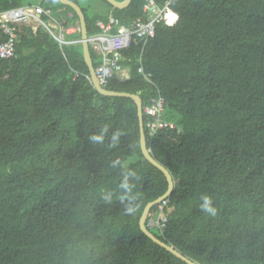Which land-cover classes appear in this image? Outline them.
<instances>
[{"label": "trees", "instance_id": "trees-1", "mask_svg": "<svg viewBox=\"0 0 264 264\" xmlns=\"http://www.w3.org/2000/svg\"><path fill=\"white\" fill-rule=\"evenodd\" d=\"M24 1L0 0V12L40 4L65 27L78 26L59 0ZM71 1L88 36L109 17L123 25L145 18L144 0L123 9ZM154 1H169L166 13L177 20L122 50L128 77L104 86L138 95L142 110L160 96L162 119L175 126L144 132L173 181L163 232L150 231L196 264H264V0ZM16 31L15 54L0 66V264H186L139 229L167 182L141 154L134 102L93 88L79 31L62 45L41 27ZM89 51L96 69L101 56ZM104 125L103 143L92 142ZM116 130L119 143L109 147ZM128 157L135 160L124 166ZM128 170L138 177H129L133 213L120 199ZM205 194L215 216L200 210Z\"/></svg>", "mask_w": 264, "mask_h": 264}, {"label": "built area", "instance_id": "built-area-1", "mask_svg": "<svg viewBox=\"0 0 264 264\" xmlns=\"http://www.w3.org/2000/svg\"><path fill=\"white\" fill-rule=\"evenodd\" d=\"M169 3L167 1L160 6L154 0H144L142 11L145 18L138 17L128 25L121 24L113 17H109L106 22H96L99 32L88 36L87 42L89 47L101 56V65L94 69L100 86L104 87L110 78L114 75L118 76L124 70L120 63L122 50L127 49L132 43L144 46L154 36L156 24L172 25L177 20L175 15L166 13ZM42 15L47 17L46 21L42 19ZM170 18L173 20L170 21ZM23 25L29 26L33 32L39 27L45 29L60 45L73 43L74 41H66L65 35L79 31V26L65 27L63 22H57L40 4L2 11L0 12V66L2 60L14 56L18 38L16 27ZM138 71L141 72V68ZM142 112L146 117V120H143V129L148 136H153L161 129L175 128L173 123L162 119L164 101L160 96L151 99ZM156 205V211L149 217L147 215L145 226L148 230L155 228L163 232L171 208L166 198Z\"/></svg>", "mask_w": 264, "mask_h": 264}, {"label": "water", "instance_id": "water-1", "mask_svg": "<svg viewBox=\"0 0 264 264\" xmlns=\"http://www.w3.org/2000/svg\"><path fill=\"white\" fill-rule=\"evenodd\" d=\"M105 1L116 9H123L129 5L131 0H122V1L105 0ZM59 2L64 4V5L71 7L78 17V26H79V32H80V44L82 46L83 59H84V62L87 66V69L89 72V79H90V82H91L93 88L102 96L124 97V98H129L134 102V104L136 106V110H137V117H138L139 147H140L141 154L144 157V159H146L151 165H153L158 170H160L166 179L167 191L158 199L147 203L145 205V207L143 208V211H142L141 216H140L139 221H138L140 231L145 236H147L150 240H152L155 244L164 248L166 251L170 252L172 255H174L176 258L180 259L184 263L196 264L195 262H193V261L189 260L188 258H186L185 256H183L181 253H179L177 250H175L171 246H169L166 243L159 240L145 226V221H146V218H147V215H148L150 209L153 206H155L156 204H158L162 199H165L170 195V193L173 189V181H172L171 175L168 172V170L166 168H164L161 164H159L150 155L149 149L146 146V137H145V133H144V129H143L142 101H141L140 97L138 95L132 94V93L111 91V90H108V89L99 85V83L97 82L96 77H95L94 67L92 64L90 51H89V45L87 42L88 35H87V30H86V22H85L84 14H83L82 10L79 8V6L77 4H75L74 2H72L71 0H59Z\"/></svg>", "mask_w": 264, "mask_h": 264}, {"label": "clouds", "instance_id": "clouds-1", "mask_svg": "<svg viewBox=\"0 0 264 264\" xmlns=\"http://www.w3.org/2000/svg\"><path fill=\"white\" fill-rule=\"evenodd\" d=\"M108 131V126L104 125L100 128V131L98 134H93L89 137V139L92 142H95L97 144H102L105 139V133ZM121 136V132L119 130L114 131L111 134V144L109 147H114L117 143H119V138ZM120 164L119 160L113 161V166ZM129 177H137L136 173L132 170L125 171L123 173L122 181L119 185V188L123 190V194L121 195L120 199L123 201L125 198L129 200V205L126 209L128 213H133L135 211V208L132 206V201L136 199L135 194L133 193V189L135 188L134 183H129ZM138 178V177H137ZM112 198V193L108 192L104 194L103 199L105 201H110ZM200 210L204 213H206L209 216H215L217 214L216 207L213 206V200L212 197L209 195H201L200 196Z\"/></svg>", "mask_w": 264, "mask_h": 264}, {"label": "rangeland", "instance_id": "rangeland-1", "mask_svg": "<svg viewBox=\"0 0 264 264\" xmlns=\"http://www.w3.org/2000/svg\"><path fill=\"white\" fill-rule=\"evenodd\" d=\"M24 2L27 3L26 0H25ZM125 72L128 74V70H125ZM134 160H135V157H128V158H126V159L124 160L123 165H124V166H127L129 163H131V162L134 161Z\"/></svg>", "mask_w": 264, "mask_h": 264}, {"label": "crops", "instance_id": "crops-1", "mask_svg": "<svg viewBox=\"0 0 264 264\" xmlns=\"http://www.w3.org/2000/svg\"><path fill=\"white\" fill-rule=\"evenodd\" d=\"M127 70L124 68V70L117 76L119 79H126L128 77V74L125 72Z\"/></svg>", "mask_w": 264, "mask_h": 264}, {"label": "bare ground", "instance_id": "bare-ground-1", "mask_svg": "<svg viewBox=\"0 0 264 264\" xmlns=\"http://www.w3.org/2000/svg\"><path fill=\"white\" fill-rule=\"evenodd\" d=\"M173 20V18H170V21Z\"/></svg>", "mask_w": 264, "mask_h": 264}]
</instances>
